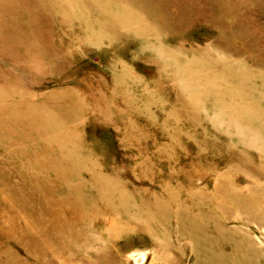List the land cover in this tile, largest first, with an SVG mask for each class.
<instances>
[{"label":"rangeland","instance_id":"obj_1","mask_svg":"<svg viewBox=\"0 0 264 264\" xmlns=\"http://www.w3.org/2000/svg\"><path fill=\"white\" fill-rule=\"evenodd\" d=\"M0 264H264V0H0Z\"/></svg>","mask_w":264,"mask_h":264}]
</instances>
